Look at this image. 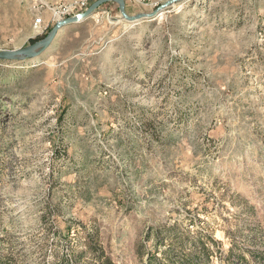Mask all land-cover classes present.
Returning <instances> with one entry per match:
<instances>
[{
	"label": "rangeland",
	"instance_id": "obj_1",
	"mask_svg": "<svg viewBox=\"0 0 264 264\" xmlns=\"http://www.w3.org/2000/svg\"><path fill=\"white\" fill-rule=\"evenodd\" d=\"M93 1L0 0V50ZM101 9L35 58L0 59L1 264H88L87 238L143 264L135 243L173 224L217 241L208 264L232 240L250 259L264 246V0H185L135 22Z\"/></svg>",
	"mask_w": 264,
	"mask_h": 264
},
{
	"label": "trees",
	"instance_id": "obj_2",
	"mask_svg": "<svg viewBox=\"0 0 264 264\" xmlns=\"http://www.w3.org/2000/svg\"><path fill=\"white\" fill-rule=\"evenodd\" d=\"M45 36L46 33H43L31 38L30 42L33 43ZM150 238L153 244L151 249H147L146 242ZM85 240L86 251H89L92 256L88 264H117L103 250L93 248L89 238ZM234 242L232 240V245L228 248L224 264H234V257L236 261L243 264H264V246L257 249H245L250 255V259H247L243 253L235 252ZM216 250L217 241L210 234L203 231L179 230L174 224L170 227L147 230L143 241L135 243V254L143 264H208ZM81 253L72 251L69 256L63 254L54 264H81ZM7 259L5 263H8Z\"/></svg>",
	"mask_w": 264,
	"mask_h": 264
},
{
	"label": "water",
	"instance_id": "obj_3",
	"mask_svg": "<svg viewBox=\"0 0 264 264\" xmlns=\"http://www.w3.org/2000/svg\"><path fill=\"white\" fill-rule=\"evenodd\" d=\"M114 1L118 4V9L121 15L128 21L135 22L142 18H154L166 11L170 6H173L175 3L183 2L185 0H167L166 2L159 5L154 11L147 14H136L128 15L124 9V0H94L86 9L81 12H77L73 15L65 17L55 22L49 33L42 39L37 40L33 43H30L22 48L10 49V50H0V59L1 60H11L19 57H25L28 59L35 58L43 53L54 41L58 33L66 26L79 23L88 17L92 16L97 12L101 5L106 2Z\"/></svg>",
	"mask_w": 264,
	"mask_h": 264
},
{
	"label": "crops",
	"instance_id": "obj_4",
	"mask_svg": "<svg viewBox=\"0 0 264 264\" xmlns=\"http://www.w3.org/2000/svg\"><path fill=\"white\" fill-rule=\"evenodd\" d=\"M104 6H105V8H109V7H107L108 5H104ZM101 10H103V9H101V6H100V8H99L98 11H101ZM98 11H97V12H98ZM74 24H77V23H73V24H70V25H74ZM70 25H68V26H70ZM68 26H66V27H64V28H67ZM64 28H63V29H64Z\"/></svg>",
	"mask_w": 264,
	"mask_h": 264
},
{
	"label": "built area",
	"instance_id": "obj_5",
	"mask_svg": "<svg viewBox=\"0 0 264 264\" xmlns=\"http://www.w3.org/2000/svg\"><path fill=\"white\" fill-rule=\"evenodd\" d=\"M84 2H85V1H82V2H81V5H84V4H85ZM39 22H40L39 19H36V23L39 24Z\"/></svg>",
	"mask_w": 264,
	"mask_h": 264
}]
</instances>
